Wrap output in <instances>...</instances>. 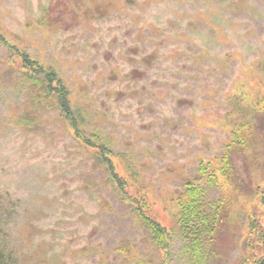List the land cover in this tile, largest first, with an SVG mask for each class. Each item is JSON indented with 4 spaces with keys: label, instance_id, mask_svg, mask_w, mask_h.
I'll list each match as a JSON object with an SVG mask.
<instances>
[{
    "label": "rangeland",
    "instance_id": "rangeland-1",
    "mask_svg": "<svg viewBox=\"0 0 264 264\" xmlns=\"http://www.w3.org/2000/svg\"><path fill=\"white\" fill-rule=\"evenodd\" d=\"M49 7L50 27L38 26ZM0 34L59 72L87 128L136 170L168 226L186 183L206 184L201 168L218 171L230 146V181L208 187L224 202L209 264L238 262L264 186V0H0ZM15 62L0 39L7 253L18 264H160L104 170L58 109L33 103ZM167 264H191L179 237Z\"/></svg>",
    "mask_w": 264,
    "mask_h": 264
},
{
    "label": "trees",
    "instance_id": "trees-1",
    "mask_svg": "<svg viewBox=\"0 0 264 264\" xmlns=\"http://www.w3.org/2000/svg\"><path fill=\"white\" fill-rule=\"evenodd\" d=\"M79 8L85 9L86 16L90 15L88 8ZM51 17L52 9L49 7L38 26L50 27ZM0 39L14 53L16 69L22 74L20 79L23 87L35 98L33 103L36 104L38 100L42 104L41 98H45L52 107L59 110L77 142L86 152L93 155L96 164L104 170L107 176L106 184L112 188L118 201L130 208L138 224L145 229L161 256L160 264H167L175 237L181 238L191 264H209L213 259L217 260V248L224 223V202L213 201L210 197L212 188L208 187L220 184L218 178L225 182L230 181L234 169L231 157L233 149L229 146L221 158L223 166L218 171L210 172L201 168V174L207 178L206 184L192 181L186 183L185 192L178 198L177 213L172 217L174 222L172 226H168L148 201V195L139 183L136 170L132 169L129 162H123L122 156L115 154L111 145L98 132L87 128L90 123L89 116L73 103L70 88L59 72L52 66L46 67L34 61L2 34ZM11 71L13 72H9ZM256 200L246 223V234L236 264H264V186L260 187ZM1 224L0 213V226ZM0 264H18L7 253L1 240Z\"/></svg>",
    "mask_w": 264,
    "mask_h": 264
}]
</instances>
